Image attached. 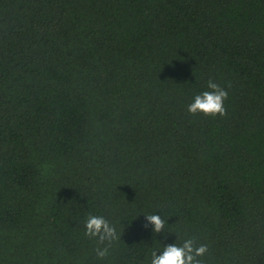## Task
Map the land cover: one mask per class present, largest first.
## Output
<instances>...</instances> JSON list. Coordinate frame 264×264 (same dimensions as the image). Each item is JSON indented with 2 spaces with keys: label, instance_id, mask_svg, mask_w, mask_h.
<instances>
[{
  "label": "trees",
  "instance_id": "trees-1",
  "mask_svg": "<svg viewBox=\"0 0 264 264\" xmlns=\"http://www.w3.org/2000/svg\"><path fill=\"white\" fill-rule=\"evenodd\" d=\"M209 80L225 115L188 113ZM189 238L201 264H264V0H0V264Z\"/></svg>",
  "mask_w": 264,
  "mask_h": 264
},
{
  "label": "clouds",
  "instance_id": "clouds-1",
  "mask_svg": "<svg viewBox=\"0 0 264 264\" xmlns=\"http://www.w3.org/2000/svg\"><path fill=\"white\" fill-rule=\"evenodd\" d=\"M207 89L193 96L192 101L187 105L188 113L193 115L202 113L211 116L225 115L224 102L228 97L227 90L212 80L207 82ZM144 219L143 227H150L152 233L167 237L168 233L163 231L167 221L162 218L161 214L144 215ZM85 235L98 238L100 244H105L106 241L111 243L117 239L115 227L104 216L90 215L85 221ZM108 252L107 245L95 249L98 259L106 257ZM206 252V245L196 246L194 241L189 238L181 244L175 242L163 244L162 250L152 252L150 264H201L198 258Z\"/></svg>",
  "mask_w": 264,
  "mask_h": 264
}]
</instances>
